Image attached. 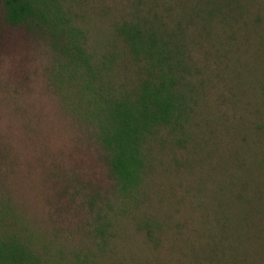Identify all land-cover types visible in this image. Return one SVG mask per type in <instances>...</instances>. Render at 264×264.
I'll return each instance as SVG.
<instances>
[{
	"label": "trees",
	"instance_id": "16d2710c",
	"mask_svg": "<svg viewBox=\"0 0 264 264\" xmlns=\"http://www.w3.org/2000/svg\"><path fill=\"white\" fill-rule=\"evenodd\" d=\"M2 2L9 24L50 35L49 82L91 125L158 264H264V0H183L124 21L128 70L93 57L59 4ZM229 60L241 70L219 79ZM214 80L231 96L209 104ZM108 220L99 244L115 236ZM0 264H46L1 191Z\"/></svg>",
	"mask_w": 264,
	"mask_h": 264
},
{
	"label": "rangeland",
	"instance_id": "374dc122",
	"mask_svg": "<svg viewBox=\"0 0 264 264\" xmlns=\"http://www.w3.org/2000/svg\"><path fill=\"white\" fill-rule=\"evenodd\" d=\"M47 1L59 4L83 31L93 57L112 56L128 70L117 28L164 14L183 0ZM54 55L50 35L29 22L9 24L0 0V191L46 264H158V245L148 247L136 232L138 211L119 203L91 125L64 107L49 82ZM237 70L229 60L219 79ZM209 88V104L231 96L224 81L214 80ZM155 180L152 190H158V174ZM106 220L115 236L104 245L96 229Z\"/></svg>",
	"mask_w": 264,
	"mask_h": 264
}]
</instances>
